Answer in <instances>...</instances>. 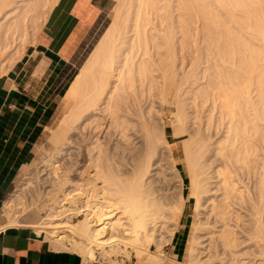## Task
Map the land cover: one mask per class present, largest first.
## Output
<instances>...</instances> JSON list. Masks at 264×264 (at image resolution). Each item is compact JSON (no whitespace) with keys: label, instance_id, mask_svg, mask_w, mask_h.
<instances>
[{"label":"bare ground","instance_id":"6f19581e","mask_svg":"<svg viewBox=\"0 0 264 264\" xmlns=\"http://www.w3.org/2000/svg\"><path fill=\"white\" fill-rule=\"evenodd\" d=\"M57 2L0 0V76L15 66L28 46L36 44V36ZM117 2L110 28L75 75L66 94L71 108L48 134L53 145L49 154L54 155L44 165L53 170L52 176L63 172L66 180L69 178L75 163L61 166L59 162L63 157L71 158L74 143L78 145L80 141L89 145L85 149L89 165L84 172L88 179L72 191L68 190L71 184L67 182L66 186L64 181L60 185L64 199L53 202L45 220L24 224L34 227L38 234L46 233L49 242L58 248L72 246L87 261L97 259L88 246L93 244L113 264L121 263L114 259L115 255L127 252L128 256L129 247L140 263L162 264L161 256L146 257V253L152 244L160 247L157 237L167 222L164 220L169 206L173 215L179 216L180 212L185 213V205L193 217L183 264H264V165L263 169L258 167L263 174L254 175L260 181L257 178L258 187L254 189L257 199L252 197L253 192L249 196L252 233L246 235L250 234L246 239L258 249L257 258L255 252L252 260L243 253L241 249L249 246V241L246 245L240 239L241 244L231 226L232 207L243 204V193L248 195L250 191L246 185L242 190L236 171L250 173L257 165L256 159L264 156L263 149L262 156L257 157L261 154L260 144L264 145V0ZM195 32L202 37V49L196 44ZM199 49L203 55L195 56L197 61L208 65L203 73L206 85L197 86L201 79L195 64L188 71L182 69L184 78L179 82L182 67L178 61L180 56L184 57L181 54H197ZM147 91L164 103L172 99L176 107L175 123L171 122L173 135L188 137L178 146L169 141L167 124L162 123V128L152 119L153 110L148 113L152 120L146 119L139 92L143 95ZM189 95L197 106L209 109V123L198 122L193 132L188 126ZM131 98L134 103H129ZM131 110L140 125L135 126L133 118L129 120ZM107 118L109 123L105 124ZM213 127L218 136L223 129L220 142H213ZM213 145L223 163L218 170L213 167L217 161L209 157ZM115 157L120 160L115 162ZM259 161L264 164V157ZM183 174L190 179L189 191ZM173 178L179 183L177 194L173 191L176 195H169V188L157 199L154 183L162 180L166 184ZM29 179L26 177L22 183L26 187L17 190L5 203L3 213L7 220L3 229L21 225L24 216L37 215L31 201L25 199L27 185L32 183ZM54 180L50 179L48 195L54 194L61 184ZM79 211L84 213L82 218H77ZM95 216L98 218L93 223Z\"/></svg>","mask_w":264,"mask_h":264},{"label":"crops","instance_id":"0c3cea01","mask_svg":"<svg viewBox=\"0 0 264 264\" xmlns=\"http://www.w3.org/2000/svg\"><path fill=\"white\" fill-rule=\"evenodd\" d=\"M116 4L117 0H58L36 44L0 76V214L19 174L26 170L28 175L26 166L35 159L44 130L49 134L56 126L52 123L57 112H63V93L110 28ZM1 61L0 52V65ZM187 219L173 237L178 254L185 244L181 233L190 228ZM3 226L0 264H109L100 256L87 261L77 251L55 248L34 227Z\"/></svg>","mask_w":264,"mask_h":264},{"label":"rangeland","instance_id":"374dc122","mask_svg":"<svg viewBox=\"0 0 264 264\" xmlns=\"http://www.w3.org/2000/svg\"><path fill=\"white\" fill-rule=\"evenodd\" d=\"M117 4H118V2H117ZM116 4V5H117ZM157 22V21H156ZM157 24H159V22L157 23ZM198 24H200V23H198ZM197 24V25H198ZM196 25V26H197ZM198 34V32H195V35H196V38L198 39H196L197 40V42L199 41L200 42V40H202V37H201V35H197ZM199 34H200V32H199ZM200 37V38H199ZM194 38H195V36H194ZM196 42V44H200L201 45V43L202 42H198L197 43ZM200 45H198L199 47H200ZM202 45H201V49H202ZM27 49V48H26ZM193 50V49H192ZM194 51V50H193ZM189 52L188 54H187V52H185V54L184 53H182L181 55H183L184 57H185V59H184V57H182V56H180V59H179V66L180 67H182L181 68V70H180V68H179V78H178V80H179V82H180V79L181 80H183V78H184V72L186 71V69H187V71H188V69L190 70V68H192L193 66H194V64H195V68H196V72H197V75H198V77H199V80L201 79V81H199L200 83H198V85L197 86H200V85H206V79L204 80V78H203V73H204V71H205V67H208V65L205 63V61L204 62H198L197 61V58L196 57H198L197 55H203L202 54V52H201V50L199 49V50H197L198 52H197V54L195 53V52ZM188 55V57L190 56H192L191 58H193V61L191 60V58H187L186 56ZM196 56V57H195ZM196 59H195V58ZM201 57V56H200ZM183 61H184V63H183ZM180 63H182V64H180ZM199 63V64H198ZM203 63V64H202ZM191 65V66H190ZM206 65V66H205ZM205 66V67H204ZM184 67V68H183ZM198 68V69H197ZM203 68V69H202ZM182 69H184L185 71L184 72H182L183 70ZM201 72V73H200ZM183 77V78H182ZM72 83V82H71ZM71 83L68 85V87H67V89L65 90V92L63 93V96H62V98H61V100H62V102H63V112H57V114L55 115V118L53 119V123H52V126H55L56 124H57V122H58V120H60V118L71 108V106H72V104H70V103H68V102H66V94H67V92H68V90H69V88H70V86H71ZM203 83V84H202ZM142 93L141 92H139V99H140V101H141V103H142V105H143V108H144V111H145V113H146V119H151L152 117V119H154V120H156L157 121V123L159 124V126L161 125V127L163 128L164 126H162V123L163 124H167V136H169L168 138H169V141L172 143V144H174L175 146H178L179 144H181L185 139H187L188 137H184V136H179V137H175L174 135H173V127H172V123L174 124L175 123V116H174V113H175V110H176V107H175V105L172 103V99L170 98L169 100H167V101H165V103L162 101V100H160V99H158L157 97H154V93L152 92V95H151V92L149 93L148 91L147 92H144V94L143 95H141ZM147 95V96H146ZM151 95V96H150ZM190 96V95H189ZM188 96V97H189ZM153 98V99H152ZM145 99H147V100H145ZM131 100V101H130ZM129 100V103H134V99L133 98H131ZM192 100V101H191ZM153 101V102H152ZM150 102V103H149ZM197 104L199 103L198 101L196 102ZM163 104V105H162ZM165 104V105H164ZM187 104H188V106H187V109H188V112L190 113V124H188V126L189 127H191V132H193L192 130H195V129H197V125H198V122H201V123H203V125H205V124H208L209 122V109H203V107L202 106H197L195 103H194V99L193 98H191V96H190V99H188V101H187ZM132 107V106H131ZM197 107H199V109L197 108ZM133 108V107H132ZM131 108V109H132ZM153 108V109H152ZM147 109V110H146ZM151 109V111L153 110V112H154V116L152 115V117H151V115H149L148 113L149 112H151V111H149ZM195 110V111H194ZM196 110H199L198 112L196 111ZM65 111V112H64ZM133 111H134V108H133ZM202 111V112H201ZM207 111V112H206ZM132 113V110L131 111H129V113ZM152 112V113H153ZM192 112V113H191ZM203 112H204V115H203ZM206 112V113H205ZM129 114V120H131L135 115H133V114ZM135 113V112H134ZM152 113H150V114H152ZM200 115H198V114ZM201 113V114H200ZM208 113V114H207ZM173 114V115H172ZM191 114H192V116H191ZM195 114V115H194ZM130 115H131V118H130ZM203 115V116H202ZM206 115L208 116V118L206 117ZM133 116V117H132ZM196 116L198 117V119H200L201 121H199L197 118H196ZM200 117V118H199ZM204 119H203V118ZM207 119H206V118ZM136 118V117H135ZM192 118L194 119L195 118V121L194 120H192ZM151 119V120H152ZM106 120H107V122H106ZM106 120H104V123L105 124H108L109 123V118H107ZM161 120V121H160ZM174 120V121H173ZM204 120V121H203ZM132 122H133V124H135V126H138V124L140 123V121H138V119H134L133 118V120H131ZM155 121V122H156ZM173 121V122H172ZM172 122V123H171ZM170 123V124H169ZM194 123V124H193ZM196 123V124H195ZM103 125L104 127L105 126H107V125ZM140 125V124H139ZM191 125V126H190ZM194 125V126H193ZM217 125V124H216ZM207 126V125H206ZM206 126H205V129H206ZM204 129V130H205ZM218 131H220V128H219V130ZM205 132H206V130H205ZM208 133V132H207ZM207 133H205V135L207 136L208 134ZM215 133V134H214ZM219 136H218V134H217V132H216V129L213 127V130H212V132H211V135L213 136V142H220L219 140H221L222 139V135H223V129L221 128V131L219 132ZM103 136V135H102ZM102 136H100L101 137V139H103L104 138V136L102 137ZM218 139H217V138ZM221 138V139H220ZM90 141H88V144H90L89 143ZM79 143H80V141H79ZM79 143H78V145L76 144V143H74V147H73V149H71V151L74 153V151H75V153H74V155L72 154L71 155V158H69V156H67V157H63L64 159H60V162H59V165H61V166H65L66 164V166H70L71 164H69V162L71 161V162H73V163H75L74 165H72V167H74L73 168V172H71L70 173V176L68 175V181L66 180V176H63V175H65L63 172L62 173H59L60 175L58 176V175H55L54 177L52 176L53 175V170L51 171L50 170V167L49 166H45L44 164L45 163H47V161L48 160H50V159H52V155H54V153H50L49 154V151L51 150V148H52V146H51V142L48 140V130L47 129H45L44 130V132H43V135H42V138H41V140H40V142H39V144L37 145V147H36V157H35V159L32 161V163L34 164V166L32 167V168H30V165L32 164H29V165H27L26 166V168L28 167V169L27 170H29L28 171V175L26 174V170L25 171H23V172H21L20 174H19V176L17 177V179H16V181H15V183H14V185H13V188H12V191L10 192V194L7 196V201L11 198V196H12V194H14L17 190H20V189H22V187L24 188V187H26L25 185H22V183L23 182H25V180H24V178L25 177H29L30 179V182H32V183H30V187L27 185V189L25 190V199L27 200V201H31V204H33V206L35 207V211H36V213H37V215H35V216H24V217H22V224L21 225H26V224H24V222H30V223H38V222H41L42 220H45V218H46V213L48 212V210H49V208L51 207V205L53 204V202L54 201H56V200H59V201H61V200H63L64 198H62L64 195V193L65 192H63L61 189H60V185H66L67 184V182H68V185L70 186V184H71V186L70 187H68V190L69 191H72L73 189H74V186H78V185H82L85 181H86V179H88V176L86 175V173H84L85 172V169H87L86 167L89 165V161H88V156H87V152H85V151H87V150H85V149H87L88 147L87 146H89V145H87L86 146V144L85 143H83V142H81V143H83L82 145H81V143H80V145H79ZM76 144V145H75ZM85 144V145H84ZM47 147V148H46ZM260 148L262 147V149H259V154L260 155H258L257 157H261L262 156V154H263V151H261V150H263L264 148V145H262L261 146V144H260V146H259ZM76 148V149H75ZM80 148V149H79ZM141 148H143V145L141 144ZM216 150V146L215 145H213V148H211V153H209V157L211 158V160H214L216 163L213 165V167H215V169L216 170H218L219 168H223V163L221 162V160H220V156H217L216 155V153H217V151H215ZM140 151V150H139ZM77 152V153H76ZM83 153V154H82ZM87 153V154H86ZM85 154V155H84ZM49 155V156H48ZM51 155V156H50ZM256 157V158H257ZM264 157V156H263ZM263 157H261V158H263ZM78 158V159H77ZM81 158V159H80ZM214 158V159H213ZM261 158H259V159H261ZM66 159V161H67V159H68V162L66 163V161L65 162H63V160H65ZM259 159L257 160L256 159V163H257V165L256 166H254V168L252 169L253 170V172H251L250 171V173H248V172H242V171H240V170H237L236 172H237V175H238V179H240V184H241V186L243 185V187H242V190H243V188H244V186L245 187H248V195H247V193H243V197L244 198H247V199H244L243 198V201L242 202H244L243 204L242 203H240V204H237V205H235V206H233L232 207V209H233V219L231 220V226H232V228H233V230H236L235 231V233H236V236H237V238H239V242H240V239H241V241L243 242L244 240V243H248V241H249V246H245V248L244 249H241V248H243V246L241 245L240 246V249L241 250H243V253H244V251H245V254H248V258L250 259V260H252L253 259V255H254V252H255V255L254 256H256V258L258 257V249L254 246V244L251 242V244H250V240H247L246 238L248 237V236H250V234H248V236L246 237V235H247V232L248 233H252V227H251V225H252V208H250L252 205L250 204V202H249V196H251V194H252V192H253V194H252V197H254V195L256 194V193H254L256 190H254V189H256L257 187H258V180L260 181V177L258 178V180H257V178H256V176L258 175V174H260V175H258V176H261L263 173H261V172H263V170H260L261 169V167H262V169H263V165L264 164H262L261 162H263V161H259ZM120 159L118 158V157H115V162H117V161H119ZM136 160V159H135ZM263 160V159H262ZM70 162V163H71ZM260 162V163H259ZM255 163V164H256ZM220 164H222V165H220ZM262 164V165H261ZM56 166H57V164H56ZM261 166V167H260ZM258 167H260V169L258 168ZM56 168H58V169H60L59 167H56ZM256 168V170L254 171V169ZM57 169V170H58ZM259 170V172H258V170ZM261 171V172H260ZM52 172V173H51ZM58 172H60V170H58ZM82 172V173H81ZM89 172H90V170H89ZM182 172L184 173V170L182 169ZM258 172V173H257ZM49 174H51V176H52V178H51V176L49 175ZM63 174V175H62ZM91 174H94V172H92ZM128 174H131V172H129L128 171ZM127 174V175H128ZM251 174V175H250ZM253 174V175H252ZM63 177H62V176ZM184 175V174H183ZM254 175H256V176H254ZM81 176V177H80ZM46 177H50V179H51V181L52 180H54L53 178H55V182L57 181V183H61V184H59V188L57 187V190H56V192L54 193V194H50V195H48L47 194V192L49 191V189H51L49 186H51V181H50V179L48 178V179H46ZM85 177V178H84ZM169 177V179L171 180V177L170 176H168ZM58 178V179H57ZM59 178H62V179H60L59 180ZM255 179V180H254ZM46 180H49L50 181V183H48L49 181H46ZM70 180V181H69ZM170 180H169V182H166V184L164 183V182H162V180H157L156 181V183H154V185H153V187H154V189H155V193L157 194H155V196H156V198L157 199H159V198H161V197H159V196H162L163 194H161L162 192H164L166 189H169V188H171V192L169 193V195H172V196H174V195H176L177 194V192L176 191H178V182H177V179L175 178H173V180L170 182ZM175 180V181H174ZM184 182H185V184H186V191H189L190 190V186L188 185V183H189V177H186L185 175H184ZM62 181V182H61ZM65 181V182H64ZM241 181H242V183H241ZM247 181V182H246ZM47 182V183H46ZM64 182V183H63ZM159 182V183H158ZM257 182V183H256ZM63 183V184H62ZM74 185H73V184ZM164 183V184H163ZM32 184V185H31ZM170 184V185H169ZM256 184V185H255ZM68 185H66V186H68ZM188 185V186H187ZM49 187V188H48ZM168 187V188H167ZM176 188V190H175V188ZM251 187V188H250ZM35 188V189H34ZM158 188V189H157ZM174 190H173V189ZM160 189V190H159ZM162 190V191H161ZM247 190H244L245 192H247ZM61 191V192H60ZM65 191V190H64ZM173 191L176 193V194H174L173 193ZM58 192V193H57ZM174 194V195H173ZM245 194H246V196L247 197H245ZM34 195V196H33ZM32 196V197H31ZM60 196V197H59ZM62 196V197H61ZM256 196L257 195H255V199H257L256 198ZM171 197V196H170ZM37 200H36V199ZM33 200V201H32ZM39 200V201H38ZM175 200V199H174ZM36 201H37V203H36ZM176 201V200H175ZM247 201H248V203H247ZM167 202L168 201H166V204H167ZM35 204H37V206H35ZM242 204V205H241ZM244 204H246V205H244ZM176 204H174L173 206H175ZM170 207L171 206H169V209H168V211H169V213H168V211H166V215L169 217L171 214H172V216H170V218L169 219H167L166 218V220H164V222L165 221H167L165 224H163V228L162 229H160V232H159V236L157 237V238H159V242H160V247L158 246H156L155 244H152V246H150L149 248H148V253H146L147 254V256L146 257H148V254H149V256L150 255H157V256H161V260H162V264L164 263V262H169L170 260H172V257L173 258H175L176 257V255H174L172 252H173V248H174V246H175V244H174V242H173V237H174V234H175V232L177 231V229L179 228V226H181L182 225V221L183 220H185L186 218H188L187 219V221L188 222H190V221H192V217H193V213L189 210V209H187L186 208V206L185 205H183V208H184V210H186L185 211V213H183V212H180V214H179V216H174L173 215V212H172V210H170ZM171 209H173V207L171 208ZM183 210V211H184ZM263 210H264V207H263ZM34 211V212H35ZM251 211V212H250ZM81 212V213H80ZM171 213V214H170ZM184 215H183V214ZM82 214H84L82 211H79V215H78V217L77 218H82L83 217V215ZM98 215L99 216H102L100 213H98ZM165 215V216H166ZM263 215H264V212H263ZM202 216H203V218H204V212H202V215H201V218H202ZM6 216H4V213H3V211L1 212V214H0V224H2V225H4L5 226V224H6V220H7V218H5ZM118 217V216H117ZM116 217V218H117ZM174 217H176V218H174ZM97 218H98V216H95V217H93L92 218V222L93 223H95L96 222V220H97ZM114 219V220H117V219ZM249 219H251V220H249ZM242 221V222H241ZM263 223H264V216H263ZM249 224V225H248ZM27 226H30V225H27ZM249 226V227H248ZM32 227V226H31ZM36 230V229H35ZM167 230V231H166ZM161 231H162V234L163 235H161ZM169 232V233H168ZM166 233V234H165ZM45 234V236H46V233H44ZM182 234V244H183V242H184V239H185V244H184V246H183V251L181 252V247H179L178 248V250H177V252H181L180 253V256L181 257H183V259H182V262L184 263V252H185V247H186V243H187V239H188V236H189V228H187V229H184L183 230V232L181 233ZM161 235V236H160ZM167 235V236H166ZM164 236V237H163ZM171 236V237H170ZM166 237H167V239H166ZM165 238V239H164ZM46 239L48 240V241H50L49 240V237L48 236H46ZM248 239H249V237H248ZM68 244H70V242L69 241H66ZM242 242H240L241 244H242ZM243 243V244H244ZM246 243V245H248ZM53 245V244H52ZM161 245H163V246H161ZM55 248H58V247H56L55 245H53ZM88 246L91 248V249H93L94 251H95V254H96V256L98 257V256H100L102 259H104V260H106L109 264H113L112 262H110V260L106 257V255L104 254V252L102 251V250H99L98 248H97V246H95V245H93V244H88ZM162 247V248H161ZM158 248L160 249L161 248V252H160V250L158 251ZM107 249H109V248H107ZM245 249H247V250H245ZM68 250H73V251H77L78 252V250H75L74 248H72V246H71V248H69ZM129 251H128V256L126 255L127 254V252H121V254H119V255H115L114 256V259L115 260H118V261H120L121 263H118V264H142V262L140 263V261H138V258L137 257H135V253L133 252V249L131 248V247H129V249H128ZM249 250L251 251V252H249ZM79 253V252H78ZM161 253H162V255H161ZM164 253V254H163ZM251 253H253V254H251ZM250 254V255H249ZM261 254V253H260ZM82 256V255H81ZM117 256V257H116ZM250 256H252V258H250ZM83 257V256H82ZM145 256H144V258H146ZM84 258V257H83ZM248 259V260H249ZM259 259H260V257H259ZM86 260V259H85ZM181 260V259H180Z\"/></svg>","mask_w":264,"mask_h":264},{"label":"built area","instance_id":"2783aa9c","mask_svg":"<svg viewBox=\"0 0 264 264\" xmlns=\"http://www.w3.org/2000/svg\"><path fill=\"white\" fill-rule=\"evenodd\" d=\"M173 251H175V247L173 248ZM182 259L183 257H181L180 254L177 253L174 260H170L169 262H164L163 264H183Z\"/></svg>","mask_w":264,"mask_h":264}]
</instances>
